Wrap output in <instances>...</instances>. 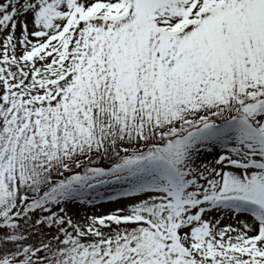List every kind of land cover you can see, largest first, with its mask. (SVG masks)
Returning a JSON list of instances; mask_svg holds the SVG:
<instances>
[{"label":"snow or ice","instance_id":"6c2138e0","mask_svg":"<svg viewBox=\"0 0 264 264\" xmlns=\"http://www.w3.org/2000/svg\"><path fill=\"white\" fill-rule=\"evenodd\" d=\"M0 264H264V0H0Z\"/></svg>","mask_w":264,"mask_h":264}]
</instances>
